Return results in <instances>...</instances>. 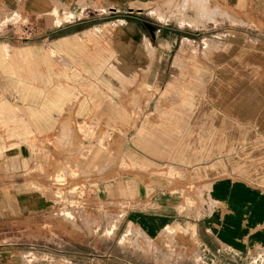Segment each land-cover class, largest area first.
<instances>
[{
    "label": "crops",
    "instance_id": "obj_1",
    "mask_svg": "<svg viewBox=\"0 0 264 264\" xmlns=\"http://www.w3.org/2000/svg\"><path fill=\"white\" fill-rule=\"evenodd\" d=\"M164 1L0 0V218L49 208L47 194L31 189L32 175L25 167L36 163L37 136L71 130L75 121L105 131L126 160L135 154L154 165L196 161L189 145L197 90L186 91L184 105L159 120L148 117L151 107L161 108L157 94L174 89L180 78L176 66L196 67L193 59L171 64L164 52L179 40L177 34L196 36L189 33L196 32V14L172 16L188 17L184 29L189 32L164 22L152 39L147 28L133 23L137 12ZM188 1L205 5L208 33L226 40L231 36L237 46H264V0ZM246 35L252 39L246 41ZM189 38H183L188 42L183 46H196V39ZM138 85L135 112L130 100ZM243 137L242 132L236 141ZM255 155L264 157V143ZM86 162L101 164L102 158L95 153ZM160 181L127 175L102 186L99 197L125 204L126 222L156 239L181 219L177 193L188 188L163 179L167 187L158 189ZM191 184L206 195L199 223L206 235L237 253L264 244L263 188L229 175H205ZM10 258L0 251V264Z\"/></svg>",
    "mask_w": 264,
    "mask_h": 264
},
{
    "label": "rangeland",
    "instance_id": "obj_2",
    "mask_svg": "<svg viewBox=\"0 0 264 264\" xmlns=\"http://www.w3.org/2000/svg\"><path fill=\"white\" fill-rule=\"evenodd\" d=\"M190 12L197 16L196 32L184 29L188 17L172 18ZM138 13L133 23L147 28L150 39L164 22L196 35L177 34L179 40L165 46L171 64L193 59L196 67L176 66L180 78L174 89L157 94L161 108L148 112L151 121L159 120L184 105L186 91L197 90L200 95L191 113L195 135L189 145L196 161L154 165L135 154L126 160L105 131L77 121L71 130H59L50 138L37 136V160L25 167L26 174L32 175L31 189L46 193L50 206L36 214L0 218V251L11 255L6 264H264V244L237 253L205 234L199 223L206 195L191 184L205 175H229L264 189V157L255 155L264 143V46H237L231 36L226 40L208 33L201 3L165 0ZM189 37L196 39V46H183L188 43L183 38ZM140 90L138 85L131 93L135 112ZM150 99H144V105H150ZM95 153L102 156L101 164L86 162ZM127 175L140 180L159 177L158 189L167 187L163 179L187 184L177 193L181 219L156 239L126 222L125 204L99 197L102 186Z\"/></svg>",
    "mask_w": 264,
    "mask_h": 264
},
{
    "label": "bare ground",
    "instance_id": "obj_3",
    "mask_svg": "<svg viewBox=\"0 0 264 264\" xmlns=\"http://www.w3.org/2000/svg\"><path fill=\"white\" fill-rule=\"evenodd\" d=\"M101 158V157H100Z\"/></svg>",
    "mask_w": 264,
    "mask_h": 264
}]
</instances>
